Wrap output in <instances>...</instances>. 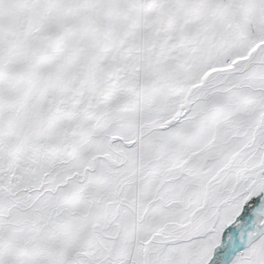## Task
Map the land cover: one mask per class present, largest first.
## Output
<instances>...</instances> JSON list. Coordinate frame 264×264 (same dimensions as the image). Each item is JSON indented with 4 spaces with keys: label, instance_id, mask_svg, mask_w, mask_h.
Instances as JSON below:
<instances>
[{
    "label": "snow or ice",
    "instance_id": "obj_1",
    "mask_svg": "<svg viewBox=\"0 0 264 264\" xmlns=\"http://www.w3.org/2000/svg\"><path fill=\"white\" fill-rule=\"evenodd\" d=\"M0 264H264V0H0Z\"/></svg>",
    "mask_w": 264,
    "mask_h": 264
}]
</instances>
